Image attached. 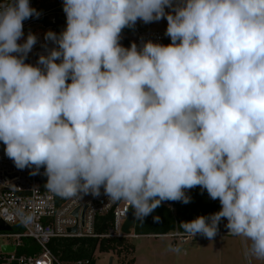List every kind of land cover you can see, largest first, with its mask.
I'll return each mask as SVG.
<instances>
[{"label": "clouds", "instance_id": "1", "mask_svg": "<svg viewBox=\"0 0 264 264\" xmlns=\"http://www.w3.org/2000/svg\"><path fill=\"white\" fill-rule=\"evenodd\" d=\"M63 11L65 30L45 34L56 47L33 65L36 36L18 41L40 13L0 2L6 156L30 175L43 167L64 198L103 188L141 222L199 186L221 209L181 228L212 240L226 218L264 258V0H63ZM161 19L170 44H120L123 29Z\"/></svg>", "mask_w": 264, "mask_h": 264}, {"label": "built area", "instance_id": "2", "mask_svg": "<svg viewBox=\"0 0 264 264\" xmlns=\"http://www.w3.org/2000/svg\"><path fill=\"white\" fill-rule=\"evenodd\" d=\"M0 2L6 3L7 0ZM29 4L40 15L23 22L24 35L18 42L23 43L29 33L36 36L37 42L26 57L29 64L36 65L40 55H47L50 49L56 47L53 42H46L45 31L57 33V19L66 14L63 11V0H29ZM165 33L166 28L143 30L135 24L130 34L134 36L133 43L140 47L149 40L167 45L163 42L171 39ZM127 35L124 33L122 41ZM4 147L0 141V219L9 225L11 230L0 231V239H10L0 245V264H89L90 259L73 262L61 260L50 249V241L54 238L133 237L134 234L123 232V225L131 209L127 202L109 200L103 194V188L99 197L82 195L62 200L45 187L47 176L44 175L43 167L37 175H30L32 169L29 168L17 169L13 161L6 156ZM193 189L186 190V195ZM217 201L219 202L218 199ZM172 202L162 203L170 205ZM75 210L76 216L73 214ZM100 215L110 216V223L104 233L97 231ZM226 223L227 219L222 218L217 235H231L225 227ZM72 228H76V231H70ZM159 236L182 237L184 241L191 237L190 234L178 230ZM24 238H32L38 246V251L34 254L18 253L17 249ZM242 239L245 240L243 237ZM3 245L15 246L16 249L14 252L5 253L1 251Z\"/></svg>", "mask_w": 264, "mask_h": 264}, {"label": "trees", "instance_id": "3", "mask_svg": "<svg viewBox=\"0 0 264 264\" xmlns=\"http://www.w3.org/2000/svg\"><path fill=\"white\" fill-rule=\"evenodd\" d=\"M65 28L66 16L58 17L56 23L57 34H60ZM132 31L133 27L125 28L121 34H130ZM187 195L191 197L188 204L179 201H173L170 205L161 203L152 214L144 218L143 222L136 219L134 235H161L174 230L186 233L180 226L182 222L191 221L201 215L209 216L220 211L219 202L212 200L207 191L199 186L194 187ZM59 198L62 200L68 199L61 196ZM154 216H159L160 221L154 222ZM109 223V215L98 216V233H104ZM128 241V238H54L50 241L49 247L54 254L65 262L90 259L89 264H95L96 250L111 252L117 256L119 261L123 260L122 255H124V252H133V245ZM36 251H38V246L32 238H24L17 249L20 254H34ZM128 263L134 264L135 259L131 258Z\"/></svg>", "mask_w": 264, "mask_h": 264}, {"label": "rangeland", "instance_id": "4", "mask_svg": "<svg viewBox=\"0 0 264 264\" xmlns=\"http://www.w3.org/2000/svg\"><path fill=\"white\" fill-rule=\"evenodd\" d=\"M136 25L143 30L163 29L167 28V20L161 19L148 24L138 20ZM123 35L121 34L120 37L121 45ZM127 36L134 39L133 34ZM46 42L51 43V41ZM134 232L132 228L131 234ZM128 239L133 245V252H124L123 260L119 261L111 252L96 250L95 264H110L111 256H113V264H130L128 261L131 258L135 259L134 264H249V261L251 264H264V258H257L249 253L250 242L240 236L217 235L209 240L200 234L184 241L182 237L133 235ZM9 240L0 239V245Z\"/></svg>", "mask_w": 264, "mask_h": 264}, {"label": "water", "instance_id": "5", "mask_svg": "<svg viewBox=\"0 0 264 264\" xmlns=\"http://www.w3.org/2000/svg\"><path fill=\"white\" fill-rule=\"evenodd\" d=\"M29 30V29H28ZM133 43V40L131 37H126L123 39L122 41V46H124L125 48H128L131 46V44ZM163 43L165 44H170L171 40H165ZM25 63H28V58L25 60ZM166 203L172 202V201H163ZM75 216L77 215V210L74 211L73 213ZM135 215H134V209L131 207L128 218L126 219L124 225H123V232L126 234H130L131 233V229L135 227ZM11 227L5 223L3 220L0 219V231H10ZM70 231L75 232L76 228H72ZM16 249L15 246H10V245H3L1 246V251L2 252H14ZM113 256L110 257V264H113Z\"/></svg>", "mask_w": 264, "mask_h": 264}]
</instances>
